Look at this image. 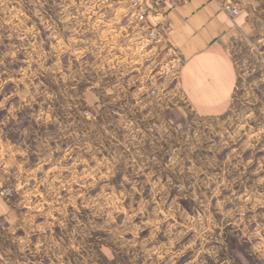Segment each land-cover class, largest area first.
<instances>
[{
  "label": "rangeland",
  "instance_id": "1",
  "mask_svg": "<svg viewBox=\"0 0 264 264\" xmlns=\"http://www.w3.org/2000/svg\"><path fill=\"white\" fill-rule=\"evenodd\" d=\"M134 1L0 0V264H264V0L218 114Z\"/></svg>",
  "mask_w": 264,
  "mask_h": 264
},
{
  "label": "crops",
  "instance_id": "2",
  "mask_svg": "<svg viewBox=\"0 0 264 264\" xmlns=\"http://www.w3.org/2000/svg\"><path fill=\"white\" fill-rule=\"evenodd\" d=\"M223 1L188 0L169 10L167 19L169 39L184 55L180 86L190 102L211 114L224 112L234 97L238 71L229 47L251 26L244 3L252 0H243L236 18L223 11Z\"/></svg>",
  "mask_w": 264,
  "mask_h": 264
},
{
  "label": "built area",
  "instance_id": "3",
  "mask_svg": "<svg viewBox=\"0 0 264 264\" xmlns=\"http://www.w3.org/2000/svg\"><path fill=\"white\" fill-rule=\"evenodd\" d=\"M187 2L188 0H135L134 1L135 11L138 14L137 17L141 21L143 22L147 21L148 10L150 8L154 10V16H158V18H163L162 21H159L157 19L159 28L157 27H155L157 29L154 28L151 29V27L149 28L144 40L147 41L149 44H151L154 41L161 39L165 44L166 43L171 44V45L169 44V46H171L170 50H175L176 48L170 42L169 39V35L171 33V26L167 21L168 11L178 6L184 5ZM240 2L241 0H224L222 2V9L231 17L236 18L237 16L240 15L242 11ZM176 51L178 50L176 49ZM179 53L182 54L181 51Z\"/></svg>",
  "mask_w": 264,
  "mask_h": 264
}]
</instances>
